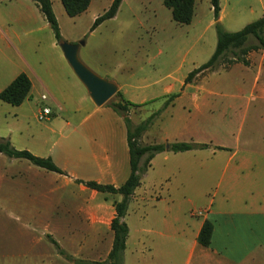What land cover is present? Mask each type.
<instances>
[{
  "label": "rangeland",
  "instance_id": "1",
  "mask_svg": "<svg viewBox=\"0 0 264 264\" xmlns=\"http://www.w3.org/2000/svg\"><path fill=\"white\" fill-rule=\"evenodd\" d=\"M112 1L94 0L90 13L70 18L65 13L61 0H53L59 15L63 14L57 18L62 37L72 44L85 41V45L79 50L80 60L99 77L111 82L114 79L116 82L113 83H118L122 91L127 93V101L134 104L135 107L130 106L127 114L133 126L132 133L136 126L159 113L148 131L137 137L138 145H144L143 141L149 144L177 135L184 137L187 142L207 140L225 145H229L235 138L242 142L248 138H264V99L260 96V90L264 88V50L249 54L247 59L250 66L245 67L242 64L230 65L229 62L240 54V49H231L215 69L205 71L184 87L188 75L207 63L216 50L217 32L211 0H196L194 18L190 25L174 22L164 0H124L114 18L91 31L95 20H92L93 13L97 17L103 15ZM221 6V25L230 33L241 31L264 15V0H221ZM4 25L9 30L14 46L8 48L0 41V47L12 62L20 63L15 47H20L18 40L25 43L30 41L31 36H27L22 27L13 21L5 22ZM48 32L54 35L53 31ZM41 35L45 36V40L33 43L30 48L32 64L38 72H42L46 66L56 67L61 58L71 78L85 90L59 44L54 47L46 34ZM256 44V39L251 37L245 46ZM30 75L33 76L31 71ZM32 78L35 89L23 106H12L0 100V131L7 135L5 138L12 136L18 147H27L32 132L35 135L47 133L44 129V126L49 125L47 120L40 122L29 118V109L38 102L39 106L46 104L52 107L55 115L50 116L51 120L58 119L56 122L61 124L59 128L65 138L70 134V130L63 125L68 114L50 104V93L41 89L37 80ZM75 92L78 91L75 89ZM42 94L48 97V101L43 103ZM174 94L178 97L166 111V102ZM116 100L114 96L107 104ZM181 117L183 121H179ZM169 144L165 141L163 145L166 147ZM252 147L259 148L260 144L256 142ZM4 158L11 160L6 155ZM144 160H141L140 168H143ZM18 162L13 163V172L26 171L27 165L35 168L26 160ZM4 167L8 165L4 164ZM23 174L24 172H21L22 176L17 174L13 178L14 182H26L27 174ZM144 175L141 180L146 191L145 200L139 204H131L128 209L131 218L135 214L145 215L161 189L160 186L157 187L155 193L154 175ZM185 178L190 184L189 194L193 192L196 196V189L199 188H204V192L209 190L208 185ZM46 185H41L40 195L42 190L46 191ZM3 189L7 197L4 196L5 199L0 202V264H75L58 253L48 239L49 235L58 236L54 238L73 259L92 262L107 260L111 238L105 236V233L98 239L84 238V235L90 234L83 231L84 223L77 221L69 224L60 221L59 217L51 222H25L24 215L35 219L33 215L38 207L36 203L24 200L28 197L26 192L32 188L23 189V192L21 186L16 188L4 184ZM30 193L36 196V191ZM55 199L62 201V206L70 204L69 207L78 206L81 202L79 197H70L64 192L57 194ZM98 199L102 201L103 197ZM59 209L63 210L64 207ZM130 221L133 223L132 219ZM69 227L81 231L77 233L80 238H67ZM138 261L149 264V256L145 255ZM128 262L138 264L133 256Z\"/></svg>",
  "mask_w": 264,
  "mask_h": 264
},
{
  "label": "crops",
  "instance_id": "2",
  "mask_svg": "<svg viewBox=\"0 0 264 264\" xmlns=\"http://www.w3.org/2000/svg\"><path fill=\"white\" fill-rule=\"evenodd\" d=\"M52 3L59 19L63 14L59 15L53 0ZM93 5L94 0L82 15L90 13ZM222 12L223 9L220 21L223 19ZM96 18V13H93L92 20ZM8 21L22 27L31 39L25 43L18 40L20 47L15 48L20 56V63L12 62L0 47V93L21 73L29 77L33 92L34 77L41 89L50 93V104L60 112L68 114V119L63 125L70 130V134L66 138L61 134V124L56 122L58 119L51 120L55 113L49 105L39 106L38 102L30 108V120L40 122L42 107L51 108L52 115L46 121L49 125L44 126L47 133H37L36 136L32 132L27 147H18L12 136L6 139L19 150L26 149L35 156L51 158L65 174L48 172L30 165L26 166V171L18 170L16 173L12 170L13 163H19L21 160H6L5 155L0 154V202L5 199L4 196L7 197L3 192L4 184L16 188L21 186L23 192V189L31 187V191L24 193L28 196L24 200L31 201V204L36 203L38 207L33 215L35 219L24 215L25 222H51L56 221V217L69 224L79 221L85 224L83 231L90 233L84 235V238H102V233L109 236L110 252L113 243L111 223L116 216L114 202H120L122 196L100 194L78 181H95L116 188L127 181L131 174V165L128 129L124 117L114 112L107 104L97 107L86 89L83 90L80 84L71 78L61 58L58 59L56 67L46 66L42 72H38L30 56L32 44L45 40V36L41 34H46L54 47H57L58 43L55 36L49 34L48 31L52 33V30L32 0H0V41L12 48L14 45L10 40L9 30L4 25ZM63 39L66 41L64 37ZM112 81L116 82L114 79ZM115 84L126 99L127 93L122 91L118 83ZM260 96L264 99V88L260 90ZM21 106L23 104L17 107ZM165 110L167 111L168 107ZM179 121H183L182 117ZM5 136L7 135L0 131V138ZM165 141L170 144L187 142L184 137L177 135L149 144L144 141L143 143L162 145ZM243 142L239 138L232 139L229 145L207 140L190 141L189 143L206 144L210 147L183 153H172L166 149L150 161L144 176L153 174L155 193L157 187L160 186L161 189L145 215L135 214V217L131 218L128 212L125 220L129 235L123 264H130L128 261L131 256L137 261L135 263L141 264L138 260L145 255L149 256V264H264V138H248ZM256 142L260 144L259 148L252 147ZM4 164L8 167H4ZM21 172H24L23 175L27 174L26 182H14L13 178L17 174L22 176ZM185 177L208 185L209 190L204 192V188H199L196 189V196L193 192L189 194L190 184ZM44 183L47 184L46 191L42 190L40 195L39 190ZM34 191L36 196L30 193ZM63 192L70 197H79V205L62 206V201H57L55 196ZM145 195L141 180V186L132 196L129 207L133 202L142 203ZM98 197H103V200L99 201ZM60 207L64 209L60 210ZM195 209L202 211V214L192 217L191 212ZM207 221L213 225L212 243L209 248L198 243L199 234ZM78 232L81 231L69 227L66 237L80 238ZM51 237L54 240V237L58 238ZM65 253L67 254L66 251Z\"/></svg>",
  "mask_w": 264,
  "mask_h": 264
},
{
  "label": "trees",
  "instance_id": "3",
  "mask_svg": "<svg viewBox=\"0 0 264 264\" xmlns=\"http://www.w3.org/2000/svg\"><path fill=\"white\" fill-rule=\"evenodd\" d=\"M40 9L51 30L54 33L57 43L64 41L57 17L53 9L52 0H32ZM124 0H113L109 9L101 16H98L91 31L97 29L102 23L114 18ZM63 8L70 18H75L85 13L92 2V0H61ZM196 0H164V5L171 11L172 19L174 22L181 25H190L194 18ZM212 11L215 19V26L217 32V46L214 54L210 60L201 67L193 70L185 79L184 87L191 84L192 81L204 73L205 71L215 69L220 63L221 58L231 49H240V54L235 56L230 65L242 64L245 67L250 66L247 56L252 52L264 50V16L259 20L247 25L241 31L230 33L227 32L221 25V0H211ZM253 37L258 44L246 47L248 40ZM32 84L29 77L25 73H21L15 80L0 93V100L12 106H20L23 104L31 94ZM177 94L171 95L166 107H168L176 98ZM115 98L116 102L107 104L118 115L124 117L128 129V145L130 151V165L131 174L127 181L120 187L116 188L112 185H104L95 181L78 183L83 184L88 189L96 191L100 194L120 195L122 200L114 202L116 216L111 223V230L113 232L112 249L108 254L107 260L103 262H92L76 260L68 256L62 250L59 243L51 236H48L50 242L58 250V253L64 256L68 261L75 264H123V256L126 250L127 239L129 235V228L126 222L129 205L135 191L141 186V177L146 174L150 161L159 153L166 150L165 145H138L137 137L146 133L153 122L159 116V113L153 114L148 120L135 127L132 133V123L128 119V109L130 106L135 107L134 104L127 101L124 95L118 91ZM209 145H200L189 142H178L169 144V152L183 153L194 150L208 149ZM223 150V148H217ZM0 154H4L11 159L26 160L32 165L44 169L48 172L64 175L65 173L56 166L51 158H41L35 156L27 150H17L9 139L0 138ZM142 159L144 160L143 168L139 167ZM213 225L210 222H205L198 237V243L209 248L212 243Z\"/></svg>",
  "mask_w": 264,
  "mask_h": 264
},
{
  "label": "water",
  "instance_id": "4",
  "mask_svg": "<svg viewBox=\"0 0 264 264\" xmlns=\"http://www.w3.org/2000/svg\"><path fill=\"white\" fill-rule=\"evenodd\" d=\"M85 45V41L76 44L62 41L59 43L65 58L71 66L74 74L83 84L92 102L97 107L106 105L116 94L119 89L118 86L106 79L99 77L92 70H90L79 58V50ZM169 149V145H166Z\"/></svg>",
  "mask_w": 264,
  "mask_h": 264
},
{
  "label": "built area",
  "instance_id": "5",
  "mask_svg": "<svg viewBox=\"0 0 264 264\" xmlns=\"http://www.w3.org/2000/svg\"><path fill=\"white\" fill-rule=\"evenodd\" d=\"M41 100L43 102H46V101H48V97L46 95H42L41 96ZM51 115H52L51 108H49V107H43L42 110H41V112H40L39 119L40 120H44V119L47 120L48 118H50ZM201 214H202V211L193 210L191 212V216L192 217H196V216H199Z\"/></svg>",
  "mask_w": 264,
  "mask_h": 264
}]
</instances>
